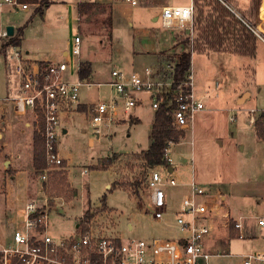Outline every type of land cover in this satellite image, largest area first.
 <instances>
[{
    "label": "rangeland",
    "instance_id": "obj_1",
    "mask_svg": "<svg viewBox=\"0 0 264 264\" xmlns=\"http://www.w3.org/2000/svg\"><path fill=\"white\" fill-rule=\"evenodd\" d=\"M221 1L228 9L236 13L239 19H243L247 26L244 28L237 25L236 28L231 27L228 30L226 23L224 27L219 28L222 34L230 32L224 35L223 43L218 44L216 36L210 37L212 42L200 39L197 43L201 45L198 44L197 50H194L199 34L196 29L193 35L194 44H191V39H189V45L186 44V47L191 49V54L195 51L193 52L195 62L193 73L197 92L200 95H206L205 111L200 117H196L193 128L185 132V137L183 136L179 143H175L172 148V157L179 166L186 169L185 176L189 177L194 171L198 181L211 185L215 190H220L226 197V207L231 218H238L264 213V141L257 137L256 127L250 126L248 113L242 112L250 109L248 106L252 101L248 103V106L246 102L251 97V93L253 99L260 96L254 104L264 106V39H259V60H254L253 56L255 38L258 37L256 34L262 35L258 27L264 26L262 24L264 13L261 8L263 0L251 2L249 11L243 14L224 0ZM9 8L4 6L1 8L2 12L0 11V63L3 65L4 61L7 78L13 89L14 75L11 61L13 46H4L9 42L10 37L4 32L6 27L2 21V17L8 16ZM196 10V16L200 14V10L204 11V17L211 16L209 24L212 22L219 24L222 20H229L222 9H216L214 4L208 1L202 0L196 5ZM33 12H35L34 6L25 14L18 12L15 15L16 31L27 28L24 46L31 49L30 56L33 59H40L45 55H57L56 49L65 45L77 31L57 28L50 24L45 25L39 19V14L33 17ZM102 12L97 8L88 16H84L81 23L85 25V29L81 27V31L77 33L82 37L102 30L105 48L99 49L100 44L95 38L84 37L83 40L82 58L89 59V56L94 55L95 66L93 78L90 79L92 81H109L112 70L120 68L119 57L121 59L125 58L124 56H130L139 43L147 42L149 38H152V45L164 40L168 43L172 33H175L174 29L162 27L160 22L154 23L143 19L141 22L135 20L134 25L135 28L142 27L144 30H132L129 18L117 14L114 16L111 29L109 17ZM261 14H263L262 19ZM251 18L253 21L248 22L247 20ZM211 29L208 30V34L216 35L212 34L211 31L214 30ZM112 39V48H108L107 45ZM211 43L218 45L212 46ZM229 44L237 47L245 45L241 49L245 55L217 49L218 46L225 48ZM2 65L0 66L1 79L4 70ZM124 70L130 71L127 68ZM81 96L82 103L94 104L99 101V98H108L110 88L108 85L102 86L101 89L94 87L91 90L83 87ZM134 114H137L141 121L132 122L130 118H127L114 124L112 128L105 129L98 138L89 126L85 111L69 113V134L61 135L59 146L73 158L71 178L81 191V195L71 208L67 205L76 199L78 189H74L69 182L47 184L46 199L51 195L56 204V209L49 212V219L53 226L51 233L61 236L76 232L75 226L83 215L87 196L93 206H100L93 208V214L106 210V213L103 214V212L102 216L94 222L95 225L103 228L104 236L151 239L154 236H174L177 233L176 228L156 221L143 202L141 186L146 169L140 153L151 146L154 112L151 108L139 106ZM16 115L19 116L10 109L0 111V131L8 134L9 142L12 140L17 142L21 137L23 138V136L19 137L17 131L24 127V120L16 119ZM91 137L95 139L93 144H91ZM98 162L97 166H91L92 163ZM110 165H116L114 169L119 174L117 181L111 169L105 170ZM92 168L101 170H92ZM83 170H88L86 176L81 174ZM6 175L7 171L2 166L0 208L7 195ZM39 177L40 174L34 171L31 177L32 184H36ZM108 183H112V192L106 188ZM86 185H88L87 189ZM73 190L77 191L75 197L71 196ZM170 192L171 209L178 210L183 192L180 188H173ZM31 194L34 196V191ZM106 194L108 208L105 202ZM41 195L38 193L39 199L36 202L38 206L44 205ZM64 203H66V210L61 213L59 208H64ZM87 210H92V207L89 206ZM1 217H7L6 212L0 213V239L11 243L14 230L18 226L16 227L11 219L4 220ZM173 217V215L170 216L171 220ZM130 224L133 228H130ZM224 224L225 220L219 218L217 231L213 240L209 241V245L216 247L213 253L219 250L220 254L214 255L208 264H241L242 258L239 255L264 250V230L255 225L254 219L247 220L244 240L232 238L231 227L227 228ZM79 233L81 229L77 230V234Z\"/></svg>",
    "mask_w": 264,
    "mask_h": 264
},
{
    "label": "built area",
    "instance_id": "obj_2",
    "mask_svg": "<svg viewBox=\"0 0 264 264\" xmlns=\"http://www.w3.org/2000/svg\"><path fill=\"white\" fill-rule=\"evenodd\" d=\"M126 1L137 4V0ZM4 6L15 11L29 9V4L21 0H0V8ZM195 11L194 4L166 6L161 9L158 20L166 29L189 30L193 45ZM81 55L79 35L74 37L63 61L32 62L22 50L13 47L14 90L12 94H0V107L10 105L18 115L30 114L33 125L40 128L48 165L40 175L42 182L48 180L49 170L62 167L64 163L59 153L62 117L79 110L83 87L91 90L108 85L110 88L108 98L88 103L85 111L89 126L98 138L105 129L131 118L139 106L154 112L165 108L172 118L171 127L179 132L192 129L196 117L205 109L204 100L195 93L192 59L181 82L175 80L176 65L162 69L147 66L142 72L132 73L113 69L109 81L97 82L90 80L91 77L84 80L79 76ZM256 113V109L250 110V124H255ZM174 145L175 142L169 141L164 163L145 168L141 186L149 214L156 221L176 228L174 236L108 237L91 220L86 231L80 225L81 233L58 237L50 232L49 209L39 213L43 207L30 202L25 206L21 227L15 229L12 242L0 239V264H208L214 255L220 254L219 250L213 253L216 247L209 245L219 218L225 220V227L234 226L238 231L237 239H246L247 220L254 219L255 225L264 230V213L231 218L226 197L220 190L198 181L194 171L189 177L182 176L179 164L172 157ZM173 188L186 189L175 211L171 209L170 190ZM240 256L241 264H264L263 250Z\"/></svg>",
    "mask_w": 264,
    "mask_h": 264
},
{
    "label": "crops",
    "instance_id": "obj_3",
    "mask_svg": "<svg viewBox=\"0 0 264 264\" xmlns=\"http://www.w3.org/2000/svg\"><path fill=\"white\" fill-rule=\"evenodd\" d=\"M42 0H39V3L37 4H29V9L26 11H15L12 8H9V14L8 16L6 15L5 17H2V21L4 23V26L7 27L12 25L14 26V30L16 31L17 28V18L15 15H17L18 12H22V14H25L27 12L30 11V9L34 6L35 7V12L34 16H37L39 14V19H41V21H43V23L46 24H50L54 27L57 28H63V29H69L71 31H77L80 32L81 31V27L84 30L85 29V25H83V23H81V20L84 18V16H88L91 12H93L95 9H101L103 12V14H105V16H111L112 17V24H113V20H114V16L120 15L122 17H127L130 20V23L132 26V30H135L137 28H135V20L141 22V20H149L150 22H160L158 20V18L160 17L161 14V9L163 7L166 6H184V5H190V4H194V0H137V4L133 5L130 2H127L126 0H49V5H42L41 4ZM254 0H224V2L230 4L232 6V8H234L235 10H239L242 14L243 12H247L249 11L250 7H251V2H253ZM85 3V4H97V5H101V7H97V5L93 8H87L83 13H81L79 11V5ZM225 4V3H223ZM264 4V0L263 3L261 5V8L263 7ZM226 5V4H225ZM196 6V5H195ZM196 8V7H195ZM0 11L2 12V9L0 8ZM11 11H15L16 13L13 14ZM263 12V11H262ZM263 14L260 15L261 19L263 18L262 16ZM32 17V19H33ZM195 21H196V11H195ZM248 22H252L253 18H251L250 20H247ZM23 22V20H22ZM262 24H264V21H262ZM260 27L264 26H259V30L261 32H263ZM21 31V35L18 36L21 40V43L19 46H13V47H17L20 50H22L26 56V58L32 62H40V61H44V60H51V61H63L64 59H66L68 51L71 48L73 39L75 36H77V33L74 34L73 36H71L70 39L67 40V42L65 43V45L63 46H59L56 51H57V55H45L42 58H36L33 59L31 58L32 56H30V54H32V51L30 48L25 47V41H26V29L20 28ZM20 29L18 31H16V33H20ZM112 29V28H111ZM197 26H194V32L196 31ZM139 30H144L142 27L137 29ZM173 31H175V33H172V37L169 40L168 43H166V41H160L157 44L152 45V38H149V40L146 42L144 41V43H139L137 45L136 48L133 49L132 54H130V56H124L125 58H121L119 57V62L121 63L120 68H115V69H120V70H124V68L130 71H125L127 73H132V72H142L143 69L147 66L153 67L154 69H162V68H167V66H174L177 65L179 63V61L181 60V58L190 52L191 49L186 47V39L187 38H191L190 37V33L189 30H178V29H174ZM4 32H6L4 30ZM3 32V34H4ZM102 30L98 31V33L96 34H85L83 35L82 38V55H83V51H84V47H83V40L84 37L86 39H92L95 38L98 40V43L100 44V48L99 49H103L105 48V43L103 42L102 39V35H101ZM16 33L14 32V36L16 35ZM264 33V32H263ZM110 35V33H109ZM174 35V36H173ZM195 35V33H194ZM258 37L255 38L256 39V44H255V56H254V60H259L260 57V47H259V39H264V35H258L256 34ZM13 36V37H14ZM112 43H113V39L111 40V42L109 43V45H107L108 48H112ZM188 45V44H187ZM12 47V49H13ZM195 52V51H194ZM121 53H124L123 51H121ZM193 54L192 53V70L194 72V66H195V62L193 60ZM198 54V53H197ZM81 55V62H90L92 64V69L94 72V55L92 57L89 56V59H85L82 58ZM200 55V54H199ZM264 62V61H263ZM3 65V74H2V79L0 77V93L2 95H8L9 93L13 92L14 90V84H13V89H12V84L10 83V81L7 78V73L5 71V63L4 61L2 62ZM93 75V73H92ZM195 77V75H194ZM91 78H93L91 76ZM15 81V80H14ZM97 82H103V81H97ZM262 91V90H261ZM195 93L197 95L198 98H202L205 102L206 99V95H200L197 90H196V84H195ZM261 93V92H260ZM251 97L247 100L248 102H246L247 106L248 103L250 101L251 104L248 106L250 109H245L242 112L248 113V116L250 118V110L251 109H256L257 113H256V118L258 119V117L260 115L264 116V106H258L256 104H254L259 98L257 99H253V94L251 93L250 95ZM82 97V96H81ZM88 102L82 103V105L80 106L78 111L75 112H84L86 111V107H87ZM256 107V108H254ZM8 109L12 110V107L10 105L7 106H2L0 107V111L3 112L7 111ZM138 108L135 109V111ZM134 111V112H135ZM205 111V110H204ZM14 112V111H13ZM154 112V111H153ZM203 112V111H202ZM202 112L198 115L199 117L201 116ZM15 113V112H14ZM235 114V113H234ZM68 115H65L62 117V135H67L69 134V120H68ZM154 116H155V112H154ZM197 116V117H198ZM248 118V121H249ZM16 119L18 120H24V127L21 128L19 131H17L19 137L23 136V138L21 137L19 139V141L15 142V141H8L9 140V136H7L8 134L3 133L2 131H0V169L2 168V166H4V169L7 171V177H6V199L4 201L3 206L0 208V213L2 212H6L7 217H4L1 219H11L12 221L15 222V226L19 227L22 220H23V215L25 213V206L30 203V202H34L36 203L37 200L39 199L38 193L42 194L41 196L44 199V205L43 206H37L38 207H44L47 205L48 202V198L46 199V191L44 188V183L40 180V177L38 179V182L36 184H32V173L35 171L36 174H38L36 172V169L34 168V131L36 128V126L33 125V118L30 114L26 115V116H17L16 115ZM130 119H134L135 122L141 121V118L139 116H137V114H134ZM153 123H154V119H153ZM250 126L254 127L255 124H251ZM33 132V133H32ZM257 135V132H256ZM7 137V139H6ZM258 137V136H257ZM94 137H91V144L94 143ZM60 142V140H59ZM59 153L62 156V158L64 159V164H65V168L67 171V179L68 182L71 183V185L73 186L74 189H78V196L76 197L75 200H73L72 202H70L69 207H73L74 203L76 200H78V198L81 195V191L79 190L78 187H76V185L74 184V182L72 181L71 178V173H72V167H73V158L72 156L65 152L64 150L60 149L59 146ZM110 157V156H108ZM106 157V158H108ZM100 162V161H99ZM98 163H95L91 166H97ZM116 167V165H110L109 167H106L105 170L111 169L113 172V176H115V181L118 180L119 174L118 172L114 169ZM103 169V168H102ZM180 169H181V173L182 176L184 175V172L186 169H183L180 165ZM93 170V168H92ZM94 170H101V169H94ZM42 174V173H41ZM40 174V175H41ZM81 174L83 176H86L88 174V170H83L81 171ZM196 176V174H195ZM206 184V183H205ZM211 186V185H210ZM88 185H86V189H87ZM106 188L108 189V191H111L112 188V183H108L106 185ZM183 192V194L186 192L185 188H180ZM34 191L35 195L33 196V194H31V192ZM114 191V190H113ZM182 194V195H183ZM107 199H108V195L106 194L105 196V202L107 205ZM91 200L89 199V196H87L86 200H85V207H84V212L83 215L80 217V221H82L81 219L83 218L84 214L86 213L87 208L90 206L92 207L91 212L94 213V209L95 207H100L99 205L97 206H93L91 204ZM65 207H66V203H64V208H59V211L61 213L65 212ZM108 208V205H107ZM56 208L54 207L51 210H55ZM49 210V211H51ZM106 211V210H105ZM102 211L99 212L98 214H93V218H92V222L94 224L95 220L98 219L100 216H102V213L105 214L106 212ZM78 222L76 224V232L77 230H79V226L81 225V222ZM130 228H133V225L130 224L129 225ZM17 227V228H18ZM15 228V229H17ZM51 228H53V226H51ZM50 228V229H51ZM103 229V228H102ZM15 231V230H14ZM75 232V233H76ZM72 233L71 235L75 234ZM55 235V234H54ZM71 235H61L58 237H66V236H71ZM57 236V235H55ZM264 237V236H263ZM3 242V241H2ZM7 243V242H6ZM216 245V244H215ZM217 246V245H216ZM264 251V250H263ZM240 256V255H239Z\"/></svg>",
    "mask_w": 264,
    "mask_h": 264
},
{
    "label": "trees",
    "instance_id": "obj_4",
    "mask_svg": "<svg viewBox=\"0 0 264 264\" xmlns=\"http://www.w3.org/2000/svg\"><path fill=\"white\" fill-rule=\"evenodd\" d=\"M22 2H27L30 4H37L39 3V0H21ZM202 0H194L195 5L200 4ZM203 1H208L209 3H213L214 6L217 8L222 9L226 14V18L229 20H222L219 24H216L214 22H212V24H209L211 22V16H206L204 17V11L200 10V14H198L196 17V21H195V26H197V30H198V38L196 39L195 45H194V50H197L198 48V44L197 41L200 39H203L205 42H212V40H210V37H214L216 36V40L218 42V44L223 43V41L225 40L224 35L227 33H230L229 31L225 32L224 34H222L221 32H219V28L220 27H224V25L227 23L228 24V30L232 27V28H236L237 25H240L242 27H246V23L244 22V20L239 19L236 15V13L232 12L230 9H228L221 0H203ZM42 5H49V0H42L41 1ZM97 4H85L82 3L79 5V11L81 13H83L87 8H93L95 7ZM97 7H101V5H97ZM196 7V6H195ZM197 11V10H196ZM215 20V18H214ZM109 22H110V28H112V17L109 16ZM234 26V27H233ZM210 28H212L211 31L212 34H216V35H209L208 34V30H210ZM21 31L20 30L17 35H15L14 37H11L9 39V42L4 45V46H19L21 43V40L18 36L21 35ZM188 45H189V38L186 39L185 41ZM215 43H211L212 46L214 45H218ZM201 45V44H199ZM219 47V48H218ZM217 49H222L224 51H228L231 53H239L241 55H245L244 52H242V48L245 47V45H242L241 47H237L234 46V44H229L228 46H226L225 48H220V46H218ZM256 49V48H255ZM255 49H254V54L253 56H255ZM191 59H192V55L191 52L185 54L181 60L179 61V63L176 65L175 68V80L177 82H181L184 77L186 72L189 70L190 68V64H191ZM93 73V69H92V64L90 62H81L80 65V71H79V76L82 79H88L92 76ZM175 87L177 88L178 85L175 84ZM131 121L133 122L134 119H131ZM171 123H172V118L171 116L167 113V110L165 108H161L159 110H157L155 112V116H154V123H153V127H152V133H151V138H152V143L151 146L148 150L142 151L140 153V157L143 160V162L145 163V168L148 166H155V165H159L164 163V156H165V149L167 148V145L169 143V141H173L175 143H179L180 139L184 136L185 137V132L183 131H176L171 127ZM255 127H256V131H257V136L259 139H261L262 141H264V116L260 115L258 117V119L255 122ZM38 129H35L34 131V168L36 169V172L38 174L43 173V171L45 169H48V165L46 162V153H45V149H44V140H43V136L41 131ZM62 167L65 168V164L63 163ZM54 168L52 170L48 171V180L44 183V188L46 189L47 187V192H48V183L52 184L53 182H60V183H67L68 179H67V171L62 168ZM93 169H98V168H93ZM46 191V190H45ZM77 195V191L73 190L71 192V196L75 197ZM54 197H50L48 198V202L47 205L45 207H43L41 210H39V213H41L42 211H44L45 209H53L56 204L53 201ZM93 218V213L91 212V210H87L86 213L84 214L82 221H81V226L83 228V231L87 230V224L92 220ZM230 234L232 238H238V231L235 230L234 226L232 225L230 228Z\"/></svg>",
    "mask_w": 264,
    "mask_h": 264
},
{
    "label": "water",
    "instance_id": "obj_5",
    "mask_svg": "<svg viewBox=\"0 0 264 264\" xmlns=\"http://www.w3.org/2000/svg\"><path fill=\"white\" fill-rule=\"evenodd\" d=\"M14 32H15L14 26L10 25V26L7 27L6 35L8 37H10V38L13 37L14 36Z\"/></svg>",
    "mask_w": 264,
    "mask_h": 264
},
{
    "label": "bare ground",
    "instance_id": "obj_6",
    "mask_svg": "<svg viewBox=\"0 0 264 264\" xmlns=\"http://www.w3.org/2000/svg\"><path fill=\"white\" fill-rule=\"evenodd\" d=\"M262 11L264 13V4H263V7H262ZM260 29L264 32V28L263 27H260Z\"/></svg>",
    "mask_w": 264,
    "mask_h": 264
}]
</instances>
